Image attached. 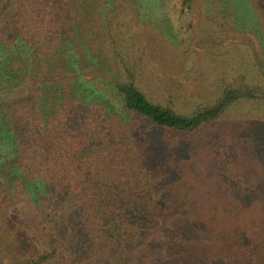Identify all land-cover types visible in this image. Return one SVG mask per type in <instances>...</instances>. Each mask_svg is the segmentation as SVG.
<instances>
[{
	"label": "trees",
	"instance_id": "obj_1",
	"mask_svg": "<svg viewBox=\"0 0 264 264\" xmlns=\"http://www.w3.org/2000/svg\"><path fill=\"white\" fill-rule=\"evenodd\" d=\"M196 2L0 0V264H98L101 247L122 264H159L144 238L162 216L181 239L199 232L190 204L163 210L145 146L162 129L194 132L236 102H263L264 65L253 46L211 98L215 85L193 76ZM213 2L207 22L253 24L240 1Z\"/></svg>",
	"mask_w": 264,
	"mask_h": 264
},
{
	"label": "rangeland",
	"instance_id": "obj_2",
	"mask_svg": "<svg viewBox=\"0 0 264 264\" xmlns=\"http://www.w3.org/2000/svg\"><path fill=\"white\" fill-rule=\"evenodd\" d=\"M237 1L241 14L253 22L246 32L238 27L235 33L218 19L213 24L207 22L205 14L215 2L208 6L207 0L196 2L191 32L197 59L193 76L215 85L208 90L209 96L218 94L219 77L248 58L253 46L258 64L264 65V1ZM236 44L242 54L231 53ZM248 74L245 81L252 83L256 75ZM198 84L195 92L204 89L201 82ZM5 148L0 138V160L8 155ZM145 148L153 156L163 210L186 202L203 224L198 233L181 239L175 220L170 215L162 216V228L157 232L151 228L144 238L146 246L157 247L161 258L164 256L159 264H264V101L236 102L219 119L194 132L162 129ZM34 243L41 253V244ZM118 252L101 247L95 254L98 264H122ZM211 255L214 257L210 260ZM146 261L153 264L150 257Z\"/></svg>",
	"mask_w": 264,
	"mask_h": 264
}]
</instances>
